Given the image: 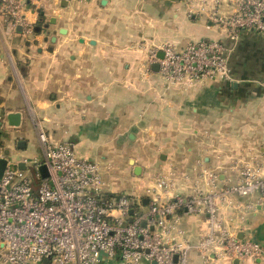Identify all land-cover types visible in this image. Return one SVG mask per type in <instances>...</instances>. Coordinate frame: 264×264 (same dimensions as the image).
Here are the masks:
<instances>
[{
  "label": "crops",
  "instance_id": "obj_1",
  "mask_svg": "<svg viewBox=\"0 0 264 264\" xmlns=\"http://www.w3.org/2000/svg\"><path fill=\"white\" fill-rule=\"evenodd\" d=\"M25 1L29 22L41 32L0 40V152L42 161L31 130L37 138L40 122L51 143L67 142L78 158L100 166L105 193L141 201L142 212L158 173L172 174L168 198H186L195 186L205 190L201 169L217 174L223 190L237 184L242 165L264 168V39L243 32L233 46L209 21L230 14L232 0ZM203 40L224 41L232 50L230 81L166 89L152 66L146 73L150 50L182 51ZM9 114L20 115L17 127L8 126ZM18 140L23 148H16ZM257 198L229 196L236 205L220 211L238 240L261 246L260 259L204 260L191 251L185 264H264V209ZM177 218L170 236L179 231L180 240L197 245L207 217L179 211Z\"/></svg>",
  "mask_w": 264,
  "mask_h": 264
},
{
  "label": "built area",
  "instance_id": "obj_2",
  "mask_svg": "<svg viewBox=\"0 0 264 264\" xmlns=\"http://www.w3.org/2000/svg\"><path fill=\"white\" fill-rule=\"evenodd\" d=\"M232 4L230 14L209 16L224 39L235 46L243 32L263 38L264 0H232ZM28 13L25 0H0V40L16 32L29 39L34 26ZM231 51L224 41H198L182 51L164 45L148 52L145 69L150 73L151 66L157 64L166 89L191 87L203 80L230 81ZM159 52L163 53L161 59ZM35 128L42 161L23 158L13 163L0 152V160L6 161L0 177V264H99L102 259L117 260L118 264H185L191 251L204 260L216 255L246 263L262 257L258 243L238 240L223 225L220 210L236 205L229 196L247 198L253 194H258L257 205L264 209V168L242 165L237 184L223 190L218 187L217 174L201 169L205 190L195 186L186 198H168L172 174L158 173L147 190L148 210L142 212L136 201L105 193L96 162L78 158L67 142L51 143L40 122ZM179 211L207 217L197 245L180 240L179 231L177 237L170 236Z\"/></svg>",
  "mask_w": 264,
  "mask_h": 264
},
{
  "label": "water",
  "instance_id": "obj_3",
  "mask_svg": "<svg viewBox=\"0 0 264 264\" xmlns=\"http://www.w3.org/2000/svg\"><path fill=\"white\" fill-rule=\"evenodd\" d=\"M64 2H65V1H64ZM34 32L40 33V32H41V29H40V28H35V29H34ZM263 38H264V35H263ZM53 41H54V40H53ZM161 58H162V55H159V59H161ZM151 69H152V71H153L154 73H156V72L158 71V65H157V64L152 65V68H151ZM7 123H8V126H9V127H13V128L17 127V126L19 125V123H20V115H19V114H9V115L7 116ZM2 125H3V123L0 122V128L2 127ZM5 137L10 138V135L8 134V136H5ZM24 145H25V143H24L23 140H18V141L16 142V148H17V149L23 148ZM4 155H5V156H8V155H9V152H8L7 150H5V151H4ZM5 164H6V161H5V160H0V177H1V175H2V172H3L4 168H5ZM18 168L21 169V170H24V166H23L22 164H18ZM135 169H136V170H139V168H135ZM136 170H135V173L138 172V171H136ZM39 171H40V173H41V175H42L43 177L46 176L43 167H40V168H39ZM136 174H138V173H136ZM145 202H146V201H145ZM130 213H132V212H130ZM236 261H238V260H236ZM176 262H177V257H174V263H176ZM236 263H237V262H236ZM153 264H154V263H153Z\"/></svg>",
  "mask_w": 264,
  "mask_h": 264
},
{
  "label": "rangeland",
  "instance_id": "obj_4",
  "mask_svg": "<svg viewBox=\"0 0 264 264\" xmlns=\"http://www.w3.org/2000/svg\"><path fill=\"white\" fill-rule=\"evenodd\" d=\"M32 130V134L33 136L35 137V141H36V145H37V148L39 147V144H38V141H37V138H36V135H34V131L33 129L31 128ZM14 152V153H13ZM12 153L9 152V155L7 156L8 159H20L22 156H20V151H13ZM22 159V158H21Z\"/></svg>",
  "mask_w": 264,
  "mask_h": 264
},
{
  "label": "trees",
  "instance_id": "obj_5",
  "mask_svg": "<svg viewBox=\"0 0 264 264\" xmlns=\"http://www.w3.org/2000/svg\"><path fill=\"white\" fill-rule=\"evenodd\" d=\"M135 201V200H134ZM139 206H141V201H136Z\"/></svg>",
  "mask_w": 264,
  "mask_h": 264
},
{
  "label": "flooded vegetation",
  "instance_id": "obj_6",
  "mask_svg": "<svg viewBox=\"0 0 264 264\" xmlns=\"http://www.w3.org/2000/svg\"><path fill=\"white\" fill-rule=\"evenodd\" d=\"M35 29V28H34ZM34 31V30H33ZM0 138H1V136H0Z\"/></svg>",
  "mask_w": 264,
  "mask_h": 264
}]
</instances>
